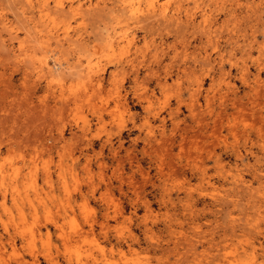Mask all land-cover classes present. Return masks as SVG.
<instances>
[{"label": "rangeland", "instance_id": "obj_1", "mask_svg": "<svg viewBox=\"0 0 264 264\" xmlns=\"http://www.w3.org/2000/svg\"><path fill=\"white\" fill-rule=\"evenodd\" d=\"M146 1L0 0V264H264V0Z\"/></svg>", "mask_w": 264, "mask_h": 264}, {"label": "bare ground", "instance_id": "obj_2", "mask_svg": "<svg viewBox=\"0 0 264 264\" xmlns=\"http://www.w3.org/2000/svg\"><path fill=\"white\" fill-rule=\"evenodd\" d=\"M28 3H30V0H26ZM123 2H122V4H123V6L122 7H124V9H125V13H127L125 16H124V18L126 19V18H128L129 16H137L136 15V13H137V11H138V5H136V4H139V0H122ZM148 1V0H147ZM146 1V3H147V5H149L148 4V2ZM149 1H153V0H149ZM151 2H149V3H151ZM161 2V1H160ZM177 3V2H176ZM59 4H60V2H59ZM142 4V3H141ZM152 4V3H151ZM147 5H145V7L144 8H146V6ZM154 6V5H153ZM149 7H150V5H149ZM156 7V6H155ZM121 8V7H120ZM119 8V10L121 11L122 9H120ZM160 8H162V7H160ZM165 8V7H164ZM140 7H139V11H140ZM150 9H151V7H150ZM153 10H154V7H153ZM124 12V11H123ZM154 12V11H153ZM160 12H162V9L160 10ZM112 13V12H111ZM125 13H123V14H121V15H124ZM143 13V12H142ZM148 13V12H147ZM150 13H152V12H150ZM157 14V13H156ZM162 14H163V12H162ZM161 14V15H162ZM119 15H120V13H119ZM118 15V16H119ZM127 15H129V16H127ZM154 15H155V13H154ZM160 15V16H161ZM171 16V15H170ZM163 17H165V14L163 15ZM130 18H133V17H130ZM134 18H136V17H134ZM138 18V17H137ZM149 18V17H148ZM120 19V18H119ZM125 19L123 20V21H125ZM129 19V18H128ZM136 20V19H135ZM140 20V19H139ZM120 21V20H119ZM122 21V20H121ZM66 29V28H65ZM124 30V29H123ZM128 30V29H127ZM121 32V31H120ZM116 33H117V31H116ZM115 34V33H114ZM112 36V35H111ZM115 36V35H114ZM117 37H118V35H117ZM119 37H123L124 39H126L127 40V42L129 43V42H131L132 40H133V37L132 36H130V34H128V33H126V32H121V35L119 36ZM110 42H111V39H110ZM17 191V190H16ZM23 224V223H22ZM14 226V225H13ZM30 227V226H29ZM76 229V228H75ZM80 230V229H79ZM33 232V231H32ZM23 233V232H22ZM77 235H79V233H81V232H79V231H77L76 230V232H75ZM83 233V232H82ZM27 234V233H26ZM25 235V234H24ZM35 237V236H34ZM73 237V236H72ZM75 239V238H74ZM77 240V239H76ZM75 240V241H76ZM33 251V250H32ZM36 256V255H35ZM224 257H226V255L224 256ZM226 259V258H225ZM227 260V259H226ZM235 260H237V259H235V258H232V259H229L228 258V263H230V264H234L236 261ZM81 261V259L78 257L77 258V263L78 262H80ZM246 261V260H245ZM248 262V261H247ZM242 263V262H241ZM240 263V264H241ZM80 264V263H79ZM239 264V263H238ZM243 264V263H242Z\"/></svg>", "mask_w": 264, "mask_h": 264}]
</instances>
